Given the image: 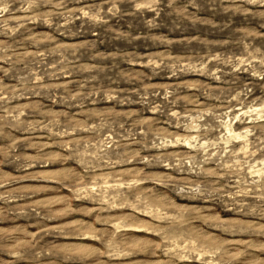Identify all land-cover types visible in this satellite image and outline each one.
Here are the masks:
<instances>
[{"label": "rangeland", "instance_id": "374dc122", "mask_svg": "<svg viewBox=\"0 0 264 264\" xmlns=\"http://www.w3.org/2000/svg\"><path fill=\"white\" fill-rule=\"evenodd\" d=\"M0 264H264V0H0Z\"/></svg>", "mask_w": 264, "mask_h": 264}]
</instances>
